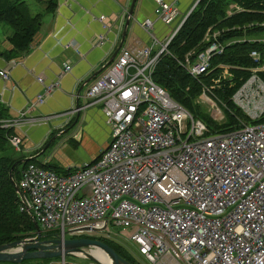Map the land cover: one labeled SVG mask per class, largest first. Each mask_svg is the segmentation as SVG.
I'll return each mask as SVG.
<instances>
[{"label":"built area","instance_id":"1","mask_svg":"<svg viewBox=\"0 0 264 264\" xmlns=\"http://www.w3.org/2000/svg\"><path fill=\"white\" fill-rule=\"evenodd\" d=\"M156 14L170 23L177 8L158 0ZM99 19L108 29L107 18ZM144 27L161 48L123 46L85 91L89 104L102 107L111 129L109 146L69 174L29 163L19 182L20 210L31 211L44 234L63 240L116 236L109 227L114 222L123 227L118 237L154 264H264V123L242 121L234 131L208 134L206 124L153 79L178 29L160 42L153 19ZM103 40L99 35L97 44ZM223 49L214 42L183 66L199 79ZM221 66L229 74V66ZM71 69L67 63L61 73ZM0 76L9 79L8 68ZM37 80L43 91L18 117L3 120V127L37 122L32 111L60 88L61 79ZM219 82L203 87V97L215 105L219 98L212 89ZM232 99L248 117L259 118L264 82L254 74ZM10 142L21 150V136Z\"/></svg>","mask_w":264,"mask_h":264},{"label":"crops","instance_id":"2","mask_svg":"<svg viewBox=\"0 0 264 264\" xmlns=\"http://www.w3.org/2000/svg\"><path fill=\"white\" fill-rule=\"evenodd\" d=\"M199 1L165 0L177 8L174 19L166 23L156 14L158 0H135L123 46L152 45L157 52L161 45L153 42L144 27L145 20L153 19L152 31L160 42H164ZM37 2L39 6L35 11L43 14V23L30 52L12 60L0 56V70L8 68L10 71L9 79L0 76V101L8 107L12 117H18L27 104L43 91L38 76H44L48 83L60 77V88L32 111V115L38 117L37 122L17 128V133L23 137L22 154L35 156L50 137L67 129L79 112L77 125L72 132L63 135L66 142L64 147L74 151L80 161H92L109 146L111 129L101 105L89 104L84 96L86 88L95 78L84 86L81 95H78V91L117 49L133 0H57L54 12L46 9L45 2ZM100 16L107 18L108 29L104 28ZM11 34L10 27L0 24L2 50L12 47L9 40ZM99 35L104 36V40L97 44ZM67 63L72 69L62 74ZM48 162L55 164L50 158L43 163ZM79 165L70 163L61 168L70 173Z\"/></svg>","mask_w":264,"mask_h":264},{"label":"trees","instance_id":"3","mask_svg":"<svg viewBox=\"0 0 264 264\" xmlns=\"http://www.w3.org/2000/svg\"><path fill=\"white\" fill-rule=\"evenodd\" d=\"M47 4V10L54 12L57 0H34ZM38 3V2H37ZM28 0H0V24L9 25L12 34L9 37L12 47L2 50L0 56L12 60L27 55L43 23L42 13H32ZM177 29V28H176ZM223 46L221 53L212 57L207 74L199 79L193 77L183 66L184 62L194 60L212 43ZM259 53V59L252 52ZM229 66V75L223 76V67ZM264 0H200L198 5L186 17L167 46L153 73L154 81L166 89L170 96L187 108L195 117L196 100L203 93L204 86H211L215 79H220L219 86L213 93L226 104L225 120L219 122L204 113L208 134L234 131L241 127L242 121L250 124L264 123V112L257 119L248 117L232 99L235 92L254 74L264 82ZM255 68H262L254 72ZM14 118L8 107L0 101V245L35 235V224L28 212L20 210V196L10 178L19 184L23 169L31 162L41 164L57 173L69 174L61 167L51 163L39 162L38 157L17 163L27 158L11 144V137L19 135L15 127H3L2 121ZM21 136V135H19ZM23 141V137H21ZM23 145V143L21 144ZM40 150L38 151V153ZM37 155V153H36ZM112 246L127 260L134 262L132 255L120 243L110 238L94 237ZM69 257H66V261ZM60 257L46 259H27L20 264H53ZM0 264H17L0 262Z\"/></svg>","mask_w":264,"mask_h":264},{"label":"water","instance_id":"4","mask_svg":"<svg viewBox=\"0 0 264 264\" xmlns=\"http://www.w3.org/2000/svg\"><path fill=\"white\" fill-rule=\"evenodd\" d=\"M135 0H133L128 16L125 23V29L122 36V39L109 58V60L94 74H92L80 87L78 91V95H81V91L86 84H88L92 79L96 78L99 74H101L108 66L112 63V61L116 58L119 51L124 45V40L127 35V30L130 24V19L132 18L133 9H134ZM186 19V18H185ZM182 24L178 27H181ZM79 104V103H78ZM78 106V105H77ZM80 108V106L78 107ZM80 115L79 112L74 119L73 123L68 126L67 129H64L55 137L67 132H72L74 127L77 125L79 121ZM46 150V149H45ZM44 150V151H45ZM44 151L41 153L30 156L27 158H22L17 160V163L28 161L33 159V157L40 156ZM14 167V166H13ZM13 167L10 169V178L12 179L16 191L20 193L19 184L13 178ZM31 216L34 224H35V235L22 238L20 240H15L12 242H8L5 244L0 245V262H13L20 264L24 260L27 259H46V258H54L60 257L61 260H66V257H80L90 260L95 264H106L102 262L94 253L96 250L102 251L110 260L109 264H133L131 261L127 260L121 254H119L112 246L108 243L104 242L101 239L93 238V237H79V238H68V239H61L58 237H47L46 234L42 232L40 225L38 224L36 218L34 217L31 211L28 212ZM88 230L93 231H100L98 228H87Z\"/></svg>","mask_w":264,"mask_h":264},{"label":"rangeland","instance_id":"5","mask_svg":"<svg viewBox=\"0 0 264 264\" xmlns=\"http://www.w3.org/2000/svg\"><path fill=\"white\" fill-rule=\"evenodd\" d=\"M31 3V11L32 13H36L37 10L35 11L36 6H39L38 3L34 0H28ZM2 25L4 26H8L5 23H2ZM264 68V67H262ZM261 68V69H262ZM227 72H223V75H226ZM230 74V73H229ZM229 74H227L226 76H228ZM257 81H259V79H257ZM262 86L261 81H259V83ZM211 97V94H208ZM197 104H196V112L195 113H199L200 117L202 118V120H204V113L207 112L211 117H213L215 120L219 121V122H223L225 120V107L226 104L223 101H218V104L215 105L214 103H210L205 97H203V94L199 97L198 100H196ZM199 116L195 115L196 119H199ZM66 133H63L62 135L58 136L57 138L54 136L50 137L48 139V141L44 144V146L42 147V149H40L41 151H45L38 156V160L39 162H44L46 159L50 158V161L52 159V161L55 163L56 166L58 167H67L70 163H75V164H82L85 161H80V158L78 157V155L69 149H66L64 147V144L66 143L64 140V136ZM22 147V145H21ZM14 149H16L14 147ZM24 149V148H23ZM17 151H21V150H17ZM38 153V151L36 152ZM22 152H16L15 156L16 157H21ZM35 155V154H33ZM32 156V155H31ZM29 157V156H28ZM109 227L112 231L113 235L116 236H109L107 238H110L112 240H115L116 242L122 244L126 249L128 248V250L132 253V255L136 258V260L138 261L139 264H154L152 262H149L147 260L144 259V257L139 253L138 248L136 245L132 244L131 242L125 240L122 237H118V233H120L123 230L122 226L116 225L113 223L109 224ZM47 235V237L51 238V236H54L52 234H48L45 233ZM88 235V234H86ZM62 260L60 261H56L53 264H61ZM67 264H95L93 262H91L88 259L85 258H80V257H69L68 260L66 261Z\"/></svg>","mask_w":264,"mask_h":264},{"label":"bare ground","instance_id":"6","mask_svg":"<svg viewBox=\"0 0 264 264\" xmlns=\"http://www.w3.org/2000/svg\"><path fill=\"white\" fill-rule=\"evenodd\" d=\"M96 254V256L104 263L109 264L110 260L108 259V257L102 252V251H98L96 250L94 252Z\"/></svg>","mask_w":264,"mask_h":264},{"label":"flooded vegetation","instance_id":"7","mask_svg":"<svg viewBox=\"0 0 264 264\" xmlns=\"http://www.w3.org/2000/svg\"><path fill=\"white\" fill-rule=\"evenodd\" d=\"M127 250H128V248H127ZM128 252L132 255V253L128 250ZM132 257H133V261L134 262H132L133 264H139L138 263V261L136 260V258L132 255Z\"/></svg>","mask_w":264,"mask_h":264}]
</instances>
